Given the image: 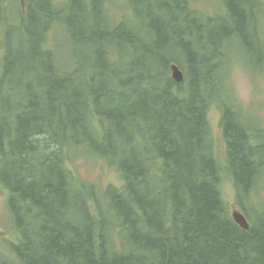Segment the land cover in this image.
Returning <instances> with one entry per match:
<instances>
[{"label":"trees","instance_id":"1","mask_svg":"<svg viewBox=\"0 0 264 264\" xmlns=\"http://www.w3.org/2000/svg\"><path fill=\"white\" fill-rule=\"evenodd\" d=\"M54 1L66 6L68 16L62 20L63 38L60 42L55 41L56 32L52 33L49 24L43 27L41 19L36 21L35 15L31 16L28 30L30 49L22 58L29 67L25 69L23 77L20 75L18 82L20 94L30 93L26 108L15 109L13 105L0 103V131L4 129V133H8L12 128L21 135L10 150L0 144V147L3 146L0 157L6 162L4 180L8 182V209L20 231L16 229L19 236L11 245V249L18 252H15L16 257L28 258L29 254H34L32 259L25 261L26 264H51L50 259L44 255L45 251H49L54 260H60L59 264H72L87 257H90L92 264H100L103 261L102 250L110 245L115 257L102 264H133L129 260L134 252L139 253L140 248L152 247V244H144L143 236L153 231L158 222L164 225L159 228L161 231L165 229L166 243L172 247L170 255L167 254L169 249L161 247L163 264L250 263L251 259L243 261L237 256L241 248L246 253L250 250L257 251L264 261V228L259 227L258 232L251 235L255 226L244 230L232 220L231 223L224 217L220 220L215 210L216 187L223 174L228 172L227 176L235 183L236 193L243 200V212L249 218L252 210L260 209L264 212L262 119L255 118L249 124L253 133L247 131L250 134V140L247 138L249 141H245L241 133L230 131L233 137L238 138L236 145L229 143L231 158L234 161V153L238 147L242 148L244 154L235 160V167L233 163L222 168L210 162L214 183L215 180L217 183L214 190L194 181L195 176H205L208 169H198L189 157L193 147L191 137L195 127L201 123L205 127L206 143L215 145L213 130L207 120L210 107L208 100L202 99V93H212L216 84L218 89L224 85L223 69L230 60L232 50L226 41L230 32L222 30L217 33L215 30L210 32L209 29L204 33L200 32L199 23L195 20L198 11H194L196 8L189 0H132L139 16L130 6V0H125L126 3L118 0H84L83 3L81 0ZM257 1L259 0H227L226 4L242 40L243 16L248 10H257ZM47 2L48 0H40L39 3L42 7L41 3L45 5ZM70 3L73 4L71 11ZM207 17L209 14H203V18ZM254 20H257L256 15ZM100 35L112 40L111 47L102 49L97 44ZM186 39L190 44V40H195L199 46L192 47L187 44ZM177 52L185 59L180 60ZM219 59L224 61L220 62ZM6 60L7 58L4 61ZM172 63L178 64L184 73V79L179 85L172 77ZM213 74L214 77H211ZM23 78H29L28 84L22 82ZM190 82L191 93H199V97L194 96L195 101L190 110H178L177 107H185L186 104L184 101L179 103L178 92L180 89H188L189 92ZM133 87L147 89L143 105L134 103L120 106L111 109L110 116L116 118L147 113L164 124L155 138H141L140 141L150 145L154 158L149 163L158 168L163 167L168 156L166 154L173 147L177 149L176 160L180 171L178 182L184 183L183 189L193 196L194 203L167 196L169 191L160 193L137 170L138 174L134 170L126 173L123 165H126L127 158L119 166L104 154L107 149L103 142L115 143L127 151L134 143L119 137L112 138L110 125L106 122L99 103L110 98L129 99L127 92ZM157 93H172L177 100L172 107L165 109L161 104L163 99L157 97ZM219 98L221 107L226 106V110L231 113V116L225 114L223 117L228 119L225 127L227 133L234 117H245L238 113L236 106L231 107L232 102L228 103L221 96ZM81 101L86 104L83 108L77 105ZM153 102L155 105L150 106ZM32 105L35 106L33 110ZM157 105L160 107L157 108ZM35 121L43 126L36 129ZM150 130L154 133V129ZM42 131L47 138L36 139V134ZM86 139L92 142H87ZM72 146L96 152L98 157L115 164L124 181L122 185L109 183L101 196L97 190L92 189L91 193L88 192L84 208L81 207L79 212L67 209L71 206L70 203H76V188L73 187L71 176L74 174L67 164L73 152ZM133 151L142 159L147 156L139 148L135 147ZM41 152H44V160H39ZM208 152L209 148L205 157L210 161ZM37 155L38 158H35ZM61 172L72 188L65 189ZM35 173L46 179L43 188L31 186V177ZM255 175L261 177L262 186L253 191L256 194L251 197L252 192L248 194L246 189ZM132 183L136 191L129 203L124 195L128 185ZM94 186L95 184H90V189ZM79 188L84 189L82 184ZM145 189L151 191L146 197L142 195ZM31 193L35 197H31ZM99 198H102V202H107V205H103ZM244 198L249 200L250 205L255 202L256 207L248 209L250 205ZM26 199H30L32 203L28 204ZM166 201L173 208L171 214L164 212ZM77 203L81 201L77 199ZM188 210L191 218L195 217L196 221L188 216ZM127 212H132L133 215L129 217ZM84 215L92 218L96 225L85 226ZM260 218L264 222V215ZM140 220L147 225L136 231L133 227ZM187 240L191 244L185 246ZM127 248L133 253L125 254ZM4 257L0 255V261Z\"/></svg>","mask_w":264,"mask_h":264},{"label":"bare ground","instance_id":"2","mask_svg":"<svg viewBox=\"0 0 264 264\" xmlns=\"http://www.w3.org/2000/svg\"><path fill=\"white\" fill-rule=\"evenodd\" d=\"M6 1H9L11 4H14L16 7L18 6L17 0H0V19L4 22L5 27L16 28L26 22H29L31 26V16L35 15L34 20L37 21L41 19L44 22L43 27L49 24L48 27H52V33L55 34V32H57L59 28L62 29V27L64 26L62 25L64 23V21L62 20L68 17L66 13V6L64 4H58V2H55L54 0H48L47 4L45 5L41 3L42 5L41 7L39 3L40 0H27L28 6L26 8H23L21 12L17 9L16 19L18 23L8 24V16H5L3 14V8L5 6ZM81 1L82 3L84 2V0H81ZM226 3H227V0H221V6L218 7L217 10L213 12L212 14H210L209 17L207 18H203V17L197 18V16L195 17L197 18V22L199 23V30L202 33H204L207 29H209L210 32L215 30L217 33H219L222 30L226 31L227 33L230 32L229 33L230 36L228 39L226 38V41L228 42V45L232 49L233 48L232 44L236 42V39L238 37L239 28L234 25L233 16L230 10L228 9V6ZM72 5H73L72 3H70L69 5L70 11H71ZM255 5L258 7L256 11L248 10L243 16L244 17L243 18V25H244V30H243L244 35L243 36L248 38V34H252L250 39H256L257 41L261 42L262 35L259 32L260 15L264 11V2L262 0H259L255 3ZM39 6L40 8L38 9ZM37 11H39L38 14H37ZM53 13H55L56 16H54ZM254 15H256L257 20H254ZM30 26H29V29H30ZM250 39H245V40L249 41ZM187 41L188 40L186 39V42ZM190 41H192L191 44L188 42L187 44L191 45L192 47L194 46L195 48L196 46H199L195 40H190ZM112 43H113L112 40L107 39L103 35H100L97 38V44L102 49H108L109 47H111ZM244 44H247V42L244 41ZM259 45L254 46L253 49H256ZM13 48H17V47H13ZM29 49H30V44H27L25 49L21 52V55H20L21 59L23 58L25 54L28 53ZM7 67H8V63L6 62L4 66L6 70L2 71L3 80L8 79V78H16L19 81L20 75L22 74V77H23L26 74L24 72L25 69L21 66H14L10 69H7ZM28 81H29V78L22 79V82H26L27 84H28ZM36 87L37 86H35V88ZM12 90L13 89L11 88V91ZM145 90L147 89L133 87V88H130L127 92L129 93V96H130L129 99L110 98L106 101H102L99 103L100 108L103 110L105 114V120L110 125V132H112V138L119 137L124 140L126 139L127 141L131 140V142L134 143L133 145H135V144L142 142L140 141L141 138H155L160 133L161 129L164 127V124L162 125V122L156 121V118L151 114L141 113L139 115H131V116L124 115V116L116 117V118H112L109 114V111L111 109H114L120 106L134 104V103L143 105L142 100L145 94ZM178 93H180V95H185L189 92H188V89L187 90L180 89ZM196 95L199 97V93H197ZM157 97H161L163 99V102L161 104L163 105V108L165 109L167 108L169 109L170 107H172L175 101L177 100L172 93H157ZM77 105H80V108H83L86 106L84 101L79 102ZM149 105L153 106L155 105V102ZM156 107L159 108L160 105H157ZM22 108L24 110L26 107L23 106ZM161 116L162 118L164 117L163 114ZM233 123L236 126L244 125L245 130L241 133V135L243 136L245 141L247 140V138L250 140V134L249 133L247 134V131L252 133V131H250V128H249V124L251 123V121L248 118H242V119L236 118L234 119ZM34 126L37 129V128L42 127L43 124L35 121ZM254 127L257 128L260 126H254ZM195 128L196 130L194 132V135H192L191 137V142L193 144V147L191 149L192 153L189 155V157L191 158V161L194 166H196L198 169L207 168L208 172L205 176H195L194 181L199 185L203 184L204 186L209 187L212 190H214L217 183H216V180H215L216 184L214 183V175L211 171V163H215V165L217 166L215 145L213 146L209 142L206 143L204 139L205 138V134H204L205 127L203 123L199 124ZM150 129H154V133ZM149 134H152V135H149ZM5 135L6 133H4V129H2L0 131V138H1L0 144H3V138ZM44 135L45 133H43L42 131L36 134V139L43 138L44 140V138H47ZM19 136L21 135L17 133V140H19L20 138ZM86 141L92 142L91 140H88V139H86ZM237 141H238V138L236 136L232 140L231 143L232 144L234 143V145H236L235 143H237ZM103 144L106 146L104 148L107 149L104 151V154L108 155L113 160H115L119 166H122L123 163L125 162V159L127 158L126 165H123L126 173L129 174V172L132 170H134L136 173L138 171V173L142 176V178L147 183L154 185L157 191H159L160 193L165 194L169 191L167 196H175L179 198L182 202H185L186 200H190L193 203L195 202V199H193V196H190L187 193V191L183 189L184 183L178 182V176L180 174V171H179V164L176 160V151H177L176 148L173 147L172 150L166 154L168 156L165 161L163 159V161L165 162L163 163V167L158 168L155 164H151L149 162L144 161L142 157H139L138 154H136L133 150L127 151L121 148L120 146L116 145L115 143L103 142ZM208 148H209L208 154L210 156V161L205 157V153L208 150ZM116 151H119L120 153ZM184 154H186V152H184ZM230 154L231 153H230V148H229V166L232 165L233 163V167H235L236 165L235 160L238 158V156H242L244 154V151L242 150L241 147H238L234 153V161L231 158ZM38 156L39 155L35 156V158H38ZM124 156H127V157H124ZM61 176L63 177V186L65 187V189L67 190L69 188H72L71 184L65 181V177L62 172H61ZM171 182H172V188H171ZM188 183L192 184V182H188ZM261 186H262L261 177L259 175H255L248 182L246 192L248 194L252 192V195L250 196L254 197L256 192H253V191H255L257 188H260ZM135 191L136 189L133 187V183L131 185H128L125 191L124 198L129 203H130V199L132 198V194H135ZM150 193L151 191L149 189H145L142 191V195L144 197L148 196ZM215 194L217 198V204L215 207L216 216L220 220H222V218L224 217L231 223L232 221L227 214L226 206L223 203L221 196L218 193H215ZM30 196L35 197V194L31 193ZM244 200L246 201L248 205H250V202L247 198H244ZM80 201L81 203H78L79 207H78L77 212L81 211V207L84 208L87 199H83ZM99 201L102 202L103 201L102 198H99ZM26 202L28 204L32 203L30 199H26ZM70 204L71 206L67 207V209L73 211V208L75 207L76 204H72V203ZM255 207H256V203L253 202L249 206L248 209H254ZM62 209H64V207ZM172 211H173V208L166 201L165 208H164L165 214H171ZM187 213H188V216H190L189 210L187 211ZM132 215H133L132 212H127V216L130 217ZM262 215H264V212L261 211L260 209L252 210L250 212V219L255 226L254 227L255 229L252 231L251 235L253 233H257L259 227L264 228V222L260 220L261 219L260 216ZM191 220L196 221V218L192 217ZM83 222L85 226L91 225L92 227H94L96 225L92 218L85 217V215L83 216ZM160 225L164 227L163 224L157 222L155 229L151 231L150 233H148L147 235L143 236V242L145 243V245L152 244L151 248H147V247L140 248L139 253H136V252L133 253L130 251L129 248L125 250V254H129V253L134 254L131 256L129 260L130 262H132L133 264H163L162 252L160 250L162 246H164L166 249H169L167 253L168 255L172 253L171 245H167L166 243V240H167V236L165 234L166 231L164 228L163 229L165 232L161 231V229L159 228ZM258 225H262V226H258ZM117 230L119 232H122V229H120L119 227H117ZM136 231H134V233ZM247 239H249V237ZM110 240H111V237H110V234L108 233V242H110ZM190 244L191 242H188V240H187V243L186 242L184 243L185 246H188ZM101 254L103 255V261H100V264L108 263L113 257H115V253L110 245H107V247L104 250H102ZM44 255L45 257H48L50 259L51 264L60 263V260L58 258L55 259L56 261L54 260L53 255L49 251H45ZM237 256H239L243 261H245V259L246 260L251 259L250 263H247V264H264V261L261 259V254L258 253L257 251L250 250L246 253L241 248L238 250ZM33 257H34V254H29L28 258H25V257L22 258V256H17L14 261L9 262L8 264H26L25 261L28 259H32ZM72 264H92V262L90 261V257H87L83 261L76 260V263H72Z\"/></svg>","mask_w":264,"mask_h":264},{"label":"rangeland","instance_id":"3","mask_svg":"<svg viewBox=\"0 0 264 264\" xmlns=\"http://www.w3.org/2000/svg\"><path fill=\"white\" fill-rule=\"evenodd\" d=\"M118 2H125V0H118ZM189 2L195 7L197 10L201 11L204 14H212L217 10L218 7L221 6V0H189ZM18 6L16 7L14 4H11L9 1L5 2V6L3 8V14L5 16H8V24H15L18 23L16 19V12L17 9L21 12L23 8H26L28 6V1L27 0H17ZM130 6L134 11H136V4L130 0L129 1ZM54 16L55 13H53ZM136 14L138 15V10L136 11ZM139 16V15H138ZM200 18V17H197ZM197 18L195 17V20L197 21ZM139 24V23H138ZM137 24V25H138ZM30 23L26 22L24 24H21L20 27L16 28H9L5 27L4 22L0 19V28L2 29V32H0V88L1 87H8L13 89V93H7L6 89H3V93L0 92V103L2 104H10L13 105L15 109H18L23 106H27V100L30 96V93H24L20 94V84H18V80L16 78H8L3 80V74L2 71H5L6 69L4 68L6 62L8 63L7 69H10L14 66H21L24 69H27L29 67V64L26 63L24 60L21 59L20 55L21 52L25 49L26 45L28 44V29H29ZM136 27V26H135ZM260 34L262 35V41L259 42L256 39H250L252 34H248V38L244 36V39L242 40L239 35L237 37V41L232 44V50L230 51V54L233 51H238L242 52L244 59L246 60V63L249 67L254 66L258 64L260 59H262V63L264 66V11L260 15V29H259ZM54 35L52 34V37ZM63 38V32L59 28L55 34V41L60 42L61 39ZM245 39H250L245 40ZM242 41L247 42V44H244ZM260 44V45H259ZM257 50L253 49L254 46H257ZM17 47V48H13ZM11 48V49H10ZM179 59L184 60L185 58L182 55H179L178 52L176 54ZM5 60L7 58L6 62H3L2 59ZM219 61H224L219 59ZM264 69V67H263ZM168 74V71H167ZM250 76L251 79L255 85L256 88V94H257V99L251 106V111L248 113H245L244 110L240 109L236 103L233 100L226 99V93H225V88L224 85L223 87L219 86V89L216 84V88L214 89L217 90L218 92L216 93H209L215 96H221L223 97L228 103L232 102L233 106L237 107L240 111H242L247 118L250 121H253L255 118H260L259 116V110L261 108V119L264 123V73H255L250 71ZM214 77V74L211 76ZM191 82L188 84L189 87V93L185 95H179V103L184 101L185 107H177L178 110H190L192 108V105L195 101V95L197 93H191ZM211 87V86H209ZM212 88V87H211ZM1 90V89H0ZM260 98V101L259 99ZM32 110L35 108L34 105L31 106ZM219 118H220V113H216L215 111L211 112L210 119L212 122V127L214 129L215 135H217V126L219 123ZM1 120V117H0ZM1 126V124H0ZM245 130L244 125L236 126L234 125L232 121V126H229V129L227 130L228 132L226 133L225 140L227 141L228 145L229 143L232 142V140L235 138L230 134V131H236L238 134L242 133ZM17 131L11 128V131L6 133V135L3 138V145L6 149L10 150V148L13 147V145L17 144ZM1 140V138H0ZM147 143V142H145ZM218 151H220L221 148V143L219 142L218 145ZM72 151L70 154V157L67 162L71 164H76V165H71L72 168L82 177L84 180L91 182V183H107L110 181H117L119 182V175L118 172L113 168L110 167L108 169L106 168H101L98 166L99 160L95 157L92 156L94 161H90V163L86 162H80L79 160H84L83 156L79 157L76 155L77 149L72 146ZM97 148V147H96ZM129 150H133L132 146L130 147ZM3 151V146L0 147V155L2 154ZM151 157L153 156L151 149L149 150ZM41 158L39 160H44V152H41ZM1 158V157H0ZM145 161V159H143ZM226 161L229 164V152L226 157ZM5 166L6 162L3 159H0V255L5 256L4 259H2L0 262L7 264L8 262L15 260L16 255L15 252L18 253L15 249V252L11 249V243L9 242L10 239H12L13 235H16L15 231L13 230L12 225H10L9 229V222H10V216L6 214V205L7 203H10L8 201V182L4 180L5 178ZM7 174V172H6ZM46 174V173H45ZM78 175H74L73 178V187L76 188L75 190V196H76V205L72 210H69L70 212H77L79 204L77 203V199L83 200L87 198L88 192L91 193V191L87 188V183L80 178ZM46 179L42 178L39 174H34L31 177V186L32 187H37L40 186L43 188L46 184ZM82 184V188H79V185ZM228 188L230 190V200H232V186L231 184H228ZM104 189L101 190L100 195L104 194ZM103 205H107V202H102ZM147 224L145 222H142L141 220L134 226L133 228L135 230H142ZM145 244V243H144Z\"/></svg>","mask_w":264,"mask_h":264},{"label":"clouds","instance_id":"4","mask_svg":"<svg viewBox=\"0 0 264 264\" xmlns=\"http://www.w3.org/2000/svg\"><path fill=\"white\" fill-rule=\"evenodd\" d=\"M223 77L226 99L233 100L245 113L250 112L257 94L242 52L231 53L230 60L223 69Z\"/></svg>","mask_w":264,"mask_h":264},{"label":"water","instance_id":"5","mask_svg":"<svg viewBox=\"0 0 264 264\" xmlns=\"http://www.w3.org/2000/svg\"><path fill=\"white\" fill-rule=\"evenodd\" d=\"M173 76H174L175 79H180L181 78V72L175 66H174Z\"/></svg>","mask_w":264,"mask_h":264}]
</instances>
